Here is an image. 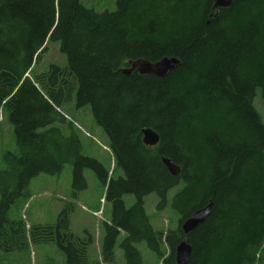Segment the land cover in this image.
Instances as JSON below:
<instances>
[{
    "label": "trees",
    "instance_id": "16d2710c",
    "mask_svg": "<svg viewBox=\"0 0 264 264\" xmlns=\"http://www.w3.org/2000/svg\"><path fill=\"white\" fill-rule=\"evenodd\" d=\"M50 42L67 64L37 73ZM167 56L180 65L165 77L122 72L130 60ZM258 89L264 99V0H233L227 8L214 0H117L114 11L82 0H0V122L8 114L15 143L0 159V255L54 243L63 264H114L123 233L125 264L143 263L141 242L162 264H176L185 239L192 246L187 264H264ZM74 94L109 139L112 172L83 153L81 129L63 110ZM145 128L158 133L156 146L143 142ZM164 157L180 168L177 176ZM66 165L74 199L88 187L87 168L106 187L112 216L101 261L90 263L94 236L71 228L74 201L55 223L29 226L22 215L31 181L59 176ZM153 193L159 210L169 205L179 215L176 229L153 227L145 206ZM127 194L136 198L130 207ZM210 203L211 214L186 236L182 223Z\"/></svg>",
    "mask_w": 264,
    "mask_h": 264
},
{
    "label": "rangeland",
    "instance_id": "374dc122",
    "mask_svg": "<svg viewBox=\"0 0 264 264\" xmlns=\"http://www.w3.org/2000/svg\"><path fill=\"white\" fill-rule=\"evenodd\" d=\"M90 8L97 11L110 10L117 8V0H82ZM66 65L67 58L60 51L58 43L50 42L48 49L44 52L41 61L36 65L37 73L47 71L51 64ZM254 106L261 115L264 122V99L261 90H257L254 100ZM70 119L76 121V125L81 129L80 137L83 143V153L87 156L98 159L109 171H113L114 158L109 148V139L103 130L94 120L89 106L77 108L76 95L74 94L72 102L63 107ZM14 126L11 123L8 114L2 116L0 122V159L5 149H13ZM84 175L88 182V187L79 193L78 199L72 196L73 190V169L66 165L64 171L59 176H50L41 174L31 181V190L33 198L23 211V217L30 226L34 223H55L67 201H74L76 207L70 216L72 230L78 236H84L88 231L94 236L89 257L90 263L102 259V246L105 238L104 223L111 219L112 205L105 201L106 187L101 184L92 169H85ZM122 175L116 172L115 178ZM174 188L169 192V199L177 192ZM135 196L127 194L124 196V202L127 207L135 203ZM159 198L156 194H150L145 199V206L151 223L156 230L167 232L176 229L179 223V215L168 205L165 209L159 210L157 205ZM102 210L100 212H93ZM124 238L122 233L117 239L115 246L116 261L114 264H125V258L120 243ZM143 257L142 264H162L153 253H151L145 242L137 244ZM65 255L63 251L54 243L37 245L31 248V252H2L0 255V264H63Z\"/></svg>",
    "mask_w": 264,
    "mask_h": 264
},
{
    "label": "water",
    "instance_id": "95a60500",
    "mask_svg": "<svg viewBox=\"0 0 264 264\" xmlns=\"http://www.w3.org/2000/svg\"><path fill=\"white\" fill-rule=\"evenodd\" d=\"M215 8H227L233 3V0H214ZM130 66L122 69L126 75H130L134 70L139 71L141 74H155L160 77L167 76L172 70L180 65V60L176 57L167 56L159 61L152 62L145 58L129 61ZM143 142L147 146H156L159 143V136L156 131L151 128L142 130ZM165 166L169 169L172 175L177 176L180 168L174 164L170 158H163ZM212 203L208 206L198 209L191 216H189L183 223L182 229L187 236L195 230L199 224H202L206 218L211 214ZM192 254V246L185 239L176 249V264H187Z\"/></svg>",
    "mask_w": 264,
    "mask_h": 264
},
{
    "label": "crops",
    "instance_id": "0c3cea01",
    "mask_svg": "<svg viewBox=\"0 0 264 264\" xmlns=\"http://www.w3.org/2000/svg\"><path fill=\"white\" fill-rule=\"evenodd\" d=\"M32 198H33V197H32ZM30 201H31V200H30ZM30 201H29V202H30ZM93 212H95V213H96V212H100V210H97V211H93Z\"/></svg>",
    "mask_w": 264,
    "mask_h": 264
}]
</instances>
